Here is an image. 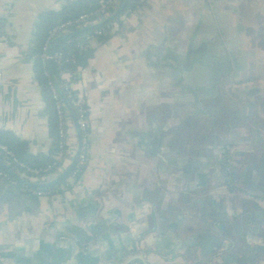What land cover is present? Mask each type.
Wrapping results in <instances>:
<instances>
[{
  "label": "crops",
  "instance_id": "0c3cea01",
  "mask_svg": "<svg viewBox=\"0 0 264 264\" xmlns=\"http://www.w3.org/2000/svg\"><path fill=\"white\" fill-rule=\"evenodd\" d=\"M67 1L74 0H0V28L9 38L0 48V131L27 141L33 155H46L51 146L28 56L33 27L39 14L59 11ZM140 3L121 16L107 42H91L92 58L72 73L88 118L80 177L69 178L64 192L37 199L0 179V264H264V235L232 233L236 197L225 193L217 170L226 156L237 158L239 172L261 159L264 147L256 142L264 140V115L257 125L249 123L257 128L253 134L242 135L231 114L224 109L218 120L220 109L211 104L212 127L224 130L209 132L207 122L194 143L189 134L178 135L186 120L174 118L178 107L171 111L173 79L182 81L197 68L194 77L212 69L215 84L197 89L196 96L230 89L236 100L264 114V0ZM227 8L252 35L253 61L242 70L231 65L226 74L237 87L222 90L216 67L196 62L192 51L181 56L184 46L192 47L180 34L183 27L194 29L201 12L212 16ZM217 96L207 100L217 102ZM75 153L71 148L65 154L67 168L77 165Z\"/></svg>",
  "mask_w": 264,
  "mask_h": 264
},
{
  "label": "trees",
  "instance_id": "16d2710c",
  "mask_svg": "<svg viewBox=\"0 0 264 264\" xmlns=\"http://www.w3.org/2000/svg\"><path fill=\"white\" fill-rule=\"evenodd\" d=\"M107 0H74L67 1L59 11H45L38 15L33 27V43L28 56H37L47 38L48 32L58 24L76 20L79 16L84 14H92L90 21L93 23L91 26H84L80 29H71L70 32L64 34L59 38L62 43L60 51L66 58L74 60L72 62L64 64L65 69L71 74L68 81H76L77 78L72 75L78 69H83L88 61L92 58L93 49L90 46V42L87 40V36H93L92 40L97 41L100 44L107 42L112 35L111 27L119 25L121 16L129 14L141 6L140 2L134 0H118V10L113 11L109 6L105 9L110 13V17L104 19L102 13L99 12L101 4ZM118 12L117 15L115 13ZM99 31L101 34L95 36L94 33ZM34 62V75L36 83L38 84L43 101L45 103V113L47 115V128L48 136L51 140V146L48 154L33 155L29 150V143L21 140L14 134L6 131H0V144L6 145L10 152L14 155L16 161H5L0 155V172L7 174L8 179L13 181L17 188H23L27 197L37 199L36 196L31 194V191H41L46 196L53 194H60L64 192L62 186L67 183L69 178L73 177L77 180L82 170L76 169V166L67 168L64 163L65 153L59 149L58 138V121L53 108V100L48 88V81L42 74V69L39 65L37 58L32 59ZM50 72L54 75L55 66L49 64ZM59 85V84H58ZM72 97L76 95V92L70 93ZM65 103V108L69 107L72 112L73 109L70 105V100L67 99L66 94L61 90V94ZM74 113V112H73ZM19 164L24 165L27 168H42L50 167L47 172L49 180L46 182L47 186L42 187L38 183L30 182L31 175L25 171L24 168L19 167ZM76 172L75 175H73ZM46 175V174H45ZM66 186H68L66 184Z\"/></svg>",
  "mask_w": 264,
  "mask_h": 264
},
{
  "label": "rangeland",
  "instance_id": "374dc122",
  "mask_svg": "<svg viewBox=\"0 0 264 264\" xmlns=\"http://www.w3.org/2000/svg\"><path fill=\"white\" fill-rule=\"evenodd\" d=\"M232 10L233 9L230 10L229 8L224 12V14L221 13V11H218L212 16L205 15L204 13L202 14L201 12V15L196 22L197 24L193 30H184L183 27L181 34L179 33L181 36L180 39L185 37V39H187L186 43L190 44L192 47L191 50H188V47L184 46L179 52L181 56L186 55V52L188 51H192V55L195 53L196 56V59L193 60H196V62L202 64L205 63L207 65L216 67L220 75V79L217 82V87H222V90L223 87L226 86L234 88L237 87L235 83L230 81L231 79H229L228 75L226 74L227 71L231 70V65L233 69L236 66L234 69L235 71L237 68L242 70L245 66L247 69V67L251 65L253 61V58L251 57L253 53V47L250 45L251 41H248L252 35L249 34L247 27L241 24L242 21L239 23V17L234 14ZM117 27L118 25H116V28ZM232 61H240V63L238 64L235 62L232 64ZM180 82V77L173 79L172 86H180ZM184 92L186 94L189 92L186 87H182L180 91L171 90V99L175 101L176 107L179 108V110L176 111L174 118L182 117L186 120V126L183 127L184 129L179 130V132L177 131V133L179 136H184V133L189 134L194 143H197V136L200 135L201 129L206 127L205 123L207 122L209 132H211L212 128L217 131V134L222 133L224 130L223 127H212L213 121L210 115L208 116L207 114L208 111L210 112V109L208 108L211 104L213 111H215L214 109L216 108L220 109V118L218 117V120L223 118L226 112H229V114H231L232 120L237 121L242 135H247L248 133L253 134L257 128L251 125L258 123L259 120L261 121L262 115H264L262 111H257L258 108H252L253 110H250V108L247 107V101L238 99L236 100L238 96H236V94L233 95L230 89L227 93L225 91L219 92L220 95L218 96L212 95L215 93H206L203 96L198 94V96H195V98L190 101L188 99H184L180 94ZM215 96L219 98L217 102H213L215 100L212 102L207 100L209 98H215ZM240 102L243 104H240ZM237 104H239V106H237ZM224 109H226V112ZM245 115L247 116V119L243 120V116ZM229 118L230 117H228V119ZM254 118H256V122L254 121ZM245 123L248 124V128H246ZM230 124L231 120H228L226 125ZM182 136L180 138H182Z\"/></svg>",
  "mask_w": 264,
  "mask_h": 264
},
{
  "label": "built area",
  "instance_id": "2783aa9c",
  "mask_svg": "<svg viewBox=\"0 0 264 264\" xmlns=\"http://www.w3.org/2000/svg\"><path fill=\"white\" fill-rule=\"evenodd\" d=\"M140 2L141 0H134ZM119 4L118 0H107L106 2L101 4L99 12L102 13L104 19L110 17V13L106 12L105 9L109 6L113 11L118 10L117 6ZM92 14H84L79 16L76 20L64 22L53 27L47 35V38L41 48L40 53L32 57L37 58L39 61V65L42 69L43 76L48 81V88L53 100V108L55 111V115L58 121V138H59V149L61 152L65 154L72 148L74 151L77 149V145L73 146L71 142V137L69 135V115L67 108H65L62 98H61V90L66 94L67 99L70 100L71 108L73 109L75 118H76V126L80 132V149L77 158V166L76 169L82 170L86 165L87 156H88V118H87V108L82 99V97L76 93L74 97L71 96V92H74V83L68 81L70 79V73L65 69L64 64L72 62L74 64V60L71 58H66L60 49L62 48V43L59 41L58 44L54 45V40L60 38L64 34L70 32L71 29H80L84 26H91L93 23L90 21ZM116 29V24L111 27V34ZM99 31L95 32L94 35H100ZM93 36H87V40L93 42ZM9 43V38L6 33L5 28H0V48L6 46ZM49 64H53L55 66L54 75L50 72ZM74 75V74H73ZM75 76V75H74ZM59 84V85H58ZM0 155L2 158L7 160L16 161L14 155L10 152L6 145L0 144ZM19 167L24 168L27 173L31 175L30 182L38 183L40 185L45 184L49 177L47 176V172L50 170V167L45 169L42 168H27L22 164H19ZM46 174V175H45ZM76 172L73 174L75 175ZM0 179L7 180V174L0 172ZM9 185L15 188L20 194H25L23 188H17L15 182L8 181ZM33 196L37 198L45 197L46 195L41 191H31Z\"/></svg>",
  "mask_w": 264,
  "mask_h": 264
},
{
  "label": "flooded vegetation",
  "instance_id": "af4514ba",
  "mask_svg": "<svg viewBox=\"0 0 264 264\" xmlns=\"http://www.w3.org/2000/svg\"><path fill=\"white\" fill-rule=\"evenodd\" d=\"M197 68H193L192 72L186 76L181 82L180 86H172V91H177L186 87L188 93H180L184 99L193 100L195 98V92L199 89L203 79L208 77L207 70L202 73H197L194 77L193 72H196ZM175 93V92H174ZM187 100V101H188ZM173 106L176 107V103L171 99V111ZM253 145L255 142L252 141ZM258 143L257 146L264 147V140ZM233 155V154H232ZM236 157H223L219 158L218 162V172L221 178V184L225 187V193H234L236 200L234 202V212L232 220V233L241 234L243 230L247 229L246 234H256L254 232H259L257 234L259 239L264 235V185L260 184L264 182V151L261 154L260 160H254L252 167L247 169V171L239 172L237 167L234 166ZM237 163V162H236ZM251 204L254 207L252 210H245L241 204ZM254 230V231H253ZM222 234H227L225 229H222ZM262 244H259V248Z\"/></svg>",
  "mask_w": 264,
  "mask_h": 264
},
{
  "label": "water",
  "instance_id": "95a60500",
  "mask_svg": "<svg viewBox=\"0 0 264 264\" xmlns=\"http://www.w3.org/2000/svg\"><path fill=\"white\" fill-rule=\"evenodd\" d=\"M117 14H118V12L115 13V15H117ZM206 70L208 72L207 73L208 74V77L206 76V78L203 79V81L201 82L202 84H200V86H199L200 88L201 87H206V88H212V87H214L215 78H214V76L212 74L213 71H212V69H206ZM61 98H62L63 103H65L62 96H61ZM67 111H68L69 117L72 120V123H73V126H74V130H75V133H76V136H77V149H76V153H75L76 159H77L78 158V154H79V149H80V137L81 136H80L79 129L76 126V118H75L74 113L72 112V110L69 107H67ZM45 186H47L46 183L45 184H42V187H45Z\"/></svg>",
  "mask_w": 264,
  "mask_h": 264
}]
</instances>
